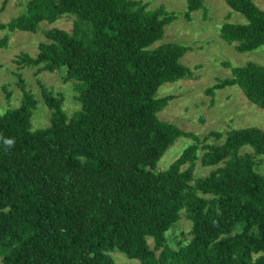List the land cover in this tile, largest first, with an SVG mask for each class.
<instances>
[{"label":"trees","instance_id":"obj_1","mask_svg":"<svg viewBox=\"0 0 264 264\" xmlns=\"http://www.w3.org/2000/svg\"><path fill=\"white\" fill-rule=\"evenodd\" d=\"M202 1L185 0L183 19L204 12ZM222 1L244 21L222 22L219 38L236 52L264 45V8ZM60 17L70 18L69 31L45 30L36 53L13 62L63 68L78 108L67 116L61 94L40 86L48 124L31 128L35 100L14 73L18 105L0 113V264H116L113 251L138 264H264V176L252 164L264 157V128L198 138L156 115L171 98L157 97V88L192 75L179 62L188 47L161 42L175 16L141 0H25L0 29L34 32ZM221 65L229 76L205 92L235 86L264 109V66ZM210 137L223 138L206 143ZM178 138L190 142L157 170ZM242 146L251 152L240 154ZM196 161L212 168L195 176ZM181 211L189 238L172 248L164 232Z\"/></svg>","mask_w":264,"mask_h":264},{"label":"rangeland","instance_id":"obj_2","mask_svg":"<svg viewBox=\"0 0 264 264\" xmlns=\"http://www.w3.org/2000/svg\"><path fill=\"white\" fill-rule=\"evenodd\" d=\"M147 8L162 5L175 16V19L164 27L161 42H177L188 47L179 62L191 69L189 78L164 83L157 88L156 96L170 95L167 104L157 112V117L177 125L180 129L194 133L201 138L208 131L223 132L229 127L256 126L264 128V109L250 104L235 86L222 87L206 93L205 89L218 79L229 76L228 69L221 65L226 61L231 65H241L252 61L264 66V45L247 52H236L233 43H225L218 36V26L225 21L242 23L243 18L228 9L222 0H203L205 11L196 10L189 20L182 17L185 0H141ZM262 9L264 0H253ZM25 0H6L0 9V23L7 22L18 15L24 8ZM1 6V0H0ZM71 20L60 17L52 23L41 21L34 32L6 31L0 29V113L5 108L16 107L20 90L16 85L14 73L23 80L25 89L29 90L35 100L30 117L31 128H41L48 124L49 111L40 98V86L52 93L62 96L61 108L69 116L78 108L73 97L70 80L63 78V68L50 72L38 71L37 67L20 66L13 62L20 53L33 56L38 42L45 41L43 33L49 28L69 31ZM8 94L6 98L5 94ZM208 138L206 143H219L222 140ZM190 142L187 138H178L162 154L156 164L162 170L175 158L180 150ZM248 146H242L239 153H250ZM253 170L264 176V157L252 156ZM212 167H203L195 163L194 175L203 176ZM189 221L181 211L178 220L164 232L166 242L172 248H178L189 238ZM151 248V242L146 239ZM116 264H138L136 260L127 259L117 251L110 252Z\"/></svg>","mask_w":264,"mask_h":264},{"label":"clouds","instance_id":"obj_3","mask_svg":"<svg viewBox=\"0 0 264 264\" xmlns=\"http://www.w3.org/2000/svg\"><path fill=\"white\" fill-rule=\"evenodd\" d=\"M3 143L8 146L11 147L14 144V141L12 139H4Z\"/></svg>","mask_w":264,"mask_h":264}]
</instances>
